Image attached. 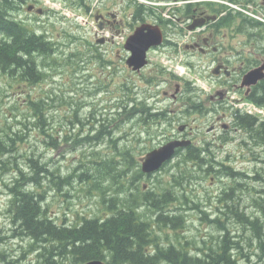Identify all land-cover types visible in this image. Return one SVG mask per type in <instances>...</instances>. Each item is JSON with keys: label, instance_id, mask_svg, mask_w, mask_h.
<instances>
[{"label": "trees", "instance_id": "16d2710c", "mask_svg": "<svg viewBox=\"0 0 264 264\" xmlns=\"http://www.w3.org/2000/svg\"><path fill=\"white\" fill-rule=\"evenodd\" d=\"M15 4L17 0H0V75L10 78L19 72L20 78L38 81L40 76L43 79L46 75L40 74L36 55L40 53L47 59L50 57V48L48 44L45 42L42 44L39 38L23 28L17 22V18L11 21L9 15ZM247 100L264 109V80L252 90ZM31 105L33 118H30V114L24 115V120L19 123L21 131H27L31 127L39 129L37 124L42 123L44 119L40 115L41 111L45 109L48 112L39 101L35 103L27 101V107ZM139 107L145 109L143 104ZM33 119L35 122H32ZM114 119L115 117L101 120L93 118L95 124L90 129V136L79 137L82 134L77 133L78 137L74 139V143L77 142L78 146L84 147L83 145L100 146L101 143L106 142L110 146L106 149L107 152H111L112 149L116 151V146L112 144L118 131L117 121ZM78 123L75 125L78 132L80 129L83 131L84 124ZM234 124L244 131L245 137L241 138V145H245L247 141L253 146H258L262 151L261 161L264 163V122L258 121L256 117L236 112ZM95 128L97 129L93 135L91 133ZM10 134L7 133L4 138H0V173L5 174L12 169L16 174L11 185H6L5 188L3 183L4 192L7 191L10 198L12 196L8 211L11 213V220L17 224L18 231L30 241L31 245L26 247V251L36 257L40 262L38 264H85L91 261H101L104 264H241L236 262L238 254L244 259L264 257V223L260 217L263 216L264 219V177L261 173H255L256 176L252 180L259 184V188L254 184L252 188L249 187L247 183V180H250L249 175L236 171L232 165L215 161L216 157L212 151L209 152L208 145L203 148H187L188 151L185 150L181 155L176 156L171 176L166 175L169 179L166 181L167 188L164 186L165 191L160 194L162 189L159 188L155 193L141 191L138 185L136 188V184L142 179L141 170L127 154L124 153L122 157L124 163H122L118 160L117 154L110 157L107 153L100 152L99 156L102 157L100 162L91 161L92 166L84 169L85 172L79 175V179L87 177L89 185L99 187L101 182L108 181V187L113 190L114 196L107 200L108 205L104 208L107 214L104 215L102 210L100 214L79 217L72 227L56 225L47 216L44 205L40 202L41 197L27 191L30 188V180L36 182V176L45 173L36 159L27 158V166L30 169L28 175L16 164L7 167V161L4 159L18 152L17 144L22 140L20 138L15 147L6 148L4 139ZM53 142L54 140H51V144ZM51 147H55V144ZM7 150L8 154H6ZM205 155L207 158L204 157ZM93 156L97 154L93 153ZM8 168L9 170H6ZM129 168L135 171L132 172L134 177L129 180V184L132 186L136 184L133 188L126 189L124 185L128 180L119 181ZM208 175L215 178L224 177L229 182L221 193L222 206L215 209L220 213L219 216L209 220L218 236L211 235L208 239L197 242L186 239L187 243L184 244L181 241L187 230L185 217L178 213L176 206L171 207V205L176 203L178 196L180 206L183 201L187 203V198L183 195L186 190L185 185L189 183L191 185L197 178L203 180ZM183 179L188 182L185 183L183 191L181 189L177 197L171 196L173 188L182 186L179 181ZM119 188L123 195L119 194ZM106 190L101 188L104 199ZM246 192L252 206L259 214L253 215L241 207L237 195L240 193L246 196ZM122 196L124 198H121ZM191 203L195 209H201L196 203L192 201ZM255 210H252L253 213ZM199 211L203 216L202 219L207 217L204 210ZM229 221H233L235 228L240 231L235 237L229 235L231 230L227 225ZM172 234L175 236L174 239H171ZM245 235L249 237L246 238ZM11 237L15 240L22 239L13 231ZM244 242L250 250L249 253L243 246ZM13 253L15 251L11 254ZM249 263L250 261L246 262Z\"/></svg>", "mask_w": 264, "mask_h": 264}, {"label": "rangeland", "instance_id": "374dc122", "mask_svg": "<svg viewBox=\"0 0 264 264\" xmlns=\"http://www.w3.org/2000/svg\"><path fill=\"white\" fill-rule=\"evenodd\" d=\"M86 1L87 4H89L90 9H93V7L98 4L99 0ZM28 2H30V0H28ZM37 2L38 5H41L42 2H44L46 10L50 12L49 14L55 16V20H51L47 24L45 31L48 34V37H50L51 40L59 42L61 47L58 50V53L55 52L53 57L47 59L46 57H41V61L43 62L41 69L46 71L47 77L43 78L37 89H32L30 85L25 83L10 81L9 78L7 79L0 75V138H4L7 133H11L4 139V145H6V148L15 147L18 140L22 138L19 149L25 148V151H31L33 148L26 149L27 147L25 146L27 143H32V140L36 138L37 135H35L36 133L33 129L28 134H23L19 126L20 121L24 120V114L27 112V101H31L33 103V100L37 99L45 108V104L47 106L50 105L47 112L48 119L44 118L42 123L39 122V125H41L43 129H48L51 126L55 127L53 129V131H55L54 133H61L57 139L60 143L59 145L56 144V147L46 154H40V151H35L34 155L30 157L33 160L36 159L38 161V164L44 168L45 173L38 174L36 176V182H32L30 180V188L27 191L33 192L41 197L40 202L43 203L48 217L53 215H56V219L66 217L68 222H66L65 226H73L76 224L74 221L79 217H87L93 212L98 214L99 210L102 209L103 212H105L104 207L108 205V203L102 204L101 202L100 197H103L101 194V188L107 189L104 196L106 200L113 197L114 192L110 189V187H108V181L101 182L100 188L99 186H94L91 183L90 184L92 186L89 185L87 183L89 178L87 177L82 180L79 179V175L85 172L84 169L91 166V159L100 162L102 157L101 155L93 156L91 154L94 146L83 145L84 147H80L77 142L74 143V140H68L69 136L77 134L78 129H68L70 126L68 125L67 120H63V116L68 115L67 112L54 113L51 112V108L55 109L61 106L64 110L69 108L70 104L71 109L68 110L74 116V120L72 118L71 127H76L75 125L79 124L78 122L84 124L85 126V123L89 121V114L94 108L88 107V105L82 106L80 104L90 102L99 105V103L107 104L108 102L113 101V103H115L119 108L117 100L118 96L123 93V88L121 89L123 85L124 88L132 86V84L144 86L146 82L141 78L134 76L127 77V75H125L124 81L121 79L122 75L118 70L119 61L116 57L117 47L115 44L104 46L96 43V38L93 37L96 24L91 21L88 7L84 8L83 6H80L78 0H32L31 4L37 7ZM112 2H114V0H112ZM34 13L35 12L29 13L28 11L25 13L24 11L23 15H20V17H24L28 20L27 18L34 17ZM90 45L95 46L102 52L108 53L107 56H104V58L110 61L112 60L110 66L100 67V64L97 61L94 62L90 58L87 51L88 46ZM75 53L78 55H71ZM151 58L155 62L154 66L156 68V71L150 76L151 81L155 82L163 77L171 78L169 74L163 71V69H166L167 72L173 76L188 80L198 90H213L211 80L208 81L202 76L196 75L199 68L194 70V68H189L186 65L169 61L168 58L166 59L163 56L152 55ZM38 69L40 70V68ZM91 82L97 83L98 85L104 84L107 90L103 92V94L96 93L95 95L94 89H92L93 84L91 85ZM62 93H64V96L60 95ZM54 94L60 96L54 97ZM92 94L94 95L92 96ZM101 100L103 102H101ZM167 105H171V102H168ZM99 107L102 106L99 105ZM40 108H42V106ZM174 108L175 106L172 105L171 107H160L159 109L168 113L169 110H173ZM52 115L55 117L52 118ZM114 117L115 121H119L120 119L125 120L127 118V114L125 113L124 116L119 113L115 114ZM174 118L176 121H181L182 123L180 124L186 123L189 124V126L193 125L192 123L195 125L203 123V131L207 129L209 123L211 122L207 121V119L206 122H204L205 118L202 120L201 117L197 119L196 113L194 112L188 114L184 119L180 114L178 117ZM193 119H196V121L193 122ZM170 124L171 121H165L164 124L154 127L153 129L157 131H164L166 136H168L167 134L171 135L178 127L177 124L175 125V128L172 129ZM7 125H10V127L8 128ZM154 125H159V122H155ZM62 126H64V128ZM132 127L133 126L131 125L126 129L130 130ZM64 130L67 132L71 130V133L63 135L65 133ZM84 131L85 134L79 137L88 138L86 127ZM159 135L160 134L158 133L155 135L156 138H159V141L156 144L155 142L154 144H151V142H144V144H140L139 147H135L134 153L136 156L138 155L136 160L137 162L139 161L138 157L144 156L146 152H149L153 148H157V146L160 147L166 142L165 140L168 141L167 138L163 141ZM151 136L154 137V134ZM242 137L243 134L239 133L236 135V139L233 143H229L224 146L216 144L217 146L214 148L215 151H212V154L216 157L215 161L232 165L236 171L244 172L249 175L250 180H247V183L250 185L249 187L252 188L254 184L255 187L259 188V184L257 182L254 183L252 180V178L256 176L255 173H261V176L264 177V166L257 160L259 158L258 147H256V151H253L252 154L250 150L239 144ZM146 138L147 137L144 139ZM203 138L197 135L194 145L198 148H203ZM205 139L206 141L211 140L209 136ZM69 141H71L70 144ZM72 143L74 145H71ZM68 147L69 149L71 148V150L66 151L68 150ZM74 147H77V152L74 151ZM95 147L99 149L100 152L103 151L105 154L107 153L110 157L115 154L114 150L107 152L106 149L109 148L108 144L104 145L101 143L100 146ZM65 152L71 154V161L73 164L69 165L68 160L70 157H65L64 159L66 160V164L63 163L60 165V158L63 159V153ZM73 153L76 154L74 155ZM6 154H8V150ZM65 156H67V154H65ZM103 157H106V155H103ZM18 159L21 160L18 155H8L6 159L7 167H13L14 164H16L18 168H21L22 165L18 163ZM174 161L175 159L171 164H173ZM167 167L165 169H161L150 179L143 181L140 186L145 184V189L149 188L150 190L155 191L157 190L156 188H159L162 189L159 194L163 193L165 191L164 186L167 188L166 181L169 180L166 175L171 176L170 167ZM9 168L6 170H9ZM9 171L6 174H9ZM25 173H29L27 166ZM1 174H3V172L0 173V185H2V187H0V264H38L40 262L37 261L36 257L32 254H28L24 259H20L23 253L27 252L26 247L30 246L31 243L27 240V238L21 235L20 231H18V226L13 222V220H11V213L8 211V208L11 207V205L9 202L7 207L8 199L3 192L6 185H11L12 179L10 178L12 176L8 175L5 180L1 179ZM99 174H97V176H99ZM133 177V173L128 169L125 171L124 177L120 179L119 182H122L123 180L129 181ZM182 181L184 183H182ZM179 182H181L182 186L177 188L175 187V189L173 188L171 194L173 197H177L180 194L181 189L183 191L185 183H188L185 179L180 180ZM228 184L229 182H227V179H216L215 177H212V175H208L204 177L203 180L197 178L192 181L191 185L190 183L185 185L186 190L183 195L187 198V200L184 198L187 203L183 201L180 206L178 196L176 203L171 205V207L176 206L178 208V213L183 214V217H185L187 230L183 235V241L181 242L185 244L187 243L185 242L186 239L195 240L197 242V240H206L211 235L215 237L218 236L215 229L202 219L203 216L199 210H204L208 215V218L214 217L215 214H217L215 207H220L217 201V196L224 191L223 189L227 187ZM237 197L240 200L241 206L248 213H252L253 215L259 214V212L254 209L255 207L251 206L247 192L246 197L240 195V193H238ZM10 200H12V196ZM191 201L200 206L201 209H195ZM5 208L7 209L5 210ZM252 210H255V213H253ZM260 217L262 218L261 221L264 223L263 216ZM58 223L61 224L59 221ZM227 225L231 229L229 231L230 236L235 237L239 234L240 231L235 228L233 221H229ZM11 231L17 233L22 239H13L11 237ZM245 237L248 238L249 236L245 235ZM174 238L175 236L172 234L171 239ZM179 238L180 236L177 237V239ZM245 245L246 243L244 242L243 246L248 249ZM14 251H18L19 253L11 254ZM234 254H236V252ZM238 258L246 262L254 260L257 264V261L253 257L244 259V257H241L238 254ZM233 259L236 260L235 258Z\"/></svg>", "mask_w": 264, "mask_h": 264}, {"label": "flooded vegetation", "instance_id": "af4514ba", "mask_svg": "<svg viewBox=\"0 0 264 264\" xmlns=\"http://www.w3.org/2000/svg\"><path fill=\"white\" fill-rule=\"evenodd\" d=\"M78 1L80 6L88 7L91 21L96 24L93 32L96 43L116 45L121 79L124 81L125 75L134 76L149 84L150 94L144 99L136 98L138 107L143 104L145 109L159 110L160 107L175 106L168 114H172L171 128L177 124L178 127L168 136L161 131L163 141L166 138L168 141L186 138L195 146L201 124L189 126L174 118L180 114L184 119L194 109L199 113H196L197 119L201 117L202 120L205 118L204 122L206 119L211 121L205 134L212 135L213 139H202L209 145L217 146L214 143L216 139L223 142L225 138H235L237 134L244 133L234 126V117L239 111V103L247 100L252 91V87L248 90L241 85L242 80L264 64V0H99L93 9L86 0ZM36 4L37 7L26 2L25 11L35 12L32 28L38 26L44 31L55 16L49 14L44 2ZM23 8L24 1L17 0L11 9L14 12L9 15L11 21L18 18ZM154 27L159 31L155 30L161 43L149 47L145 67L134 71L126 63L130 52L125 50V44L136 30L141 32L142 29L140 42L145 45ZM152 55L163 56L194 70L199 68L196 75L211 80L213 90H198L188 80L175 77L166 69L163 71L171 78L151 81L150 76L156 71ZM147 97H152L153 102ZM123 98L122 94L118 96L119 108ZM168 102L171 105H167ZM121 115L125 116L124 113ZM143 124L151 125L148 120ZM181 153L178 152L179 155Z\"/></svg>", "mask_w": 264, "mask_h": 264}, {"label": "bare ground", "instance_id": "6f19581e", "mask_svg": "<svg viewBox=\"0 0 264 264\" xmlns=\"http://www.w3.org/2000/svg\"><path fill=\"white\" fill-rule=\"evenodd\" d=\"M26 2H27V0H24V8L19 11L18 16H17L18 17L17 18V22L20 23L21 26L23 28H25L30 34H32L33 36L41 39L43 42H45L46 44L49 45V48L51 49L49 51L50 52V57L49 58H51V57L54 56L55 52L58 53V50L61 47L60 46V43L57 42V41L51 40V38L48 37V34L46 33V31L45 30L42 31L38 26H35L34 28H32V23H31L32 18H27L28 20H26L24 17H20V15H23V13L25 11V7L27 8ZM11 12H14V11L12 10ZM25 13H26V11H25ZM20 20H23V22H21ZM34 22H35V20H34ZM87 51H88V54L90 55V58L94 62L97 61L100 64L99 65L100 67L110 66V64L112 63V60L110 61V60H107V59L104 58V56H107L108 53L107 52L100 51L95 46H92V45L88 46ZM37 55H39L40 74H45L46 77H47L46 71H43L41 69V65H42L41 57H42V55L40 53L37 54ZM37 55H36V60H38L37 59ZM71 55L76 56L78 54L75 53V54H71ZM116 57H117V52H116ZM117 60H118V58H117ZM18 73L19 72H17L16 74H14L15 76L10 77L9 80L10 81H23V82H25L27 84H30V86H31L32 89H37L38 86L40 85V83L43 80L41 78V76H40L39 77L40 80H38V81H33V80H30L29 81L28 78L27 79H25V77L20 78V76H18ZM92 84H93L92 89H94V94L95 95H96V93L103 94V92H105L107 90V88L105 87L104 84L103 85H98L97 83H92L91 82V85ZM148 86H149V84L145 83L144 86L133 85V86H129V87L124 88L123 91H122L123 92L122 95H123L124 98L122 99V103H121L120 108H118L117 106H115L116 104L115 103H112V102H108L107 104L106 103L105 104L99 103V105H101L102 107H99V105H96V104H93V103H90V102H88V103L86 102L85 104H80L82 106L83 105H88V107H93L94 108L92 110V112L89 114V121H87V123H85V126H84V128L86 127V129H87V135H88L87 137L90 136V129H91L92 125L95 124V122H93V118H95L96 120H98V119L101 120V119H108L109 117L112 118V117L115 116L116 113H124V114L126 113L127 114V118L125 120H121L120 119L119 121H117L116 125L118 127V131L116 133L117 135L114 138L115 141H113L112 144L116 146V151L114 153L117 154V158H118L119 161L121 160V162L124 163L122 157H124V153H125V154H127V156L130 159H132L133 162H135V164H136L137 167H141V166L136 161L138 155L136 156L135 153H134L135 147H139V145L140 144H144V142H151V144H154V142H155V144H156L159 141V138H156L155 135H157V133H158V134H160L159 136H161L162 132H161V130H158L157 131V130H154L153 128L154 127H157V126H160L161 124H164L165 121L166 122H169L170 119H171L170 115L168 113H166L164 110H161V109H159V110L158 109L157 110L156 109H150L149 110V109H142V108L138 107V105H137L138 100L136 98L139 97V98L144 99L146 96H148L150 94L149 91H148L149 90V87ZM89 88L91 89L90 86H89ZM63 94L64 93H62L60 95H63ZM94 94H92V96ZM60 95L54 94L53 96L56 97V96H60ZM147 99H149L150 101L153 102V98L152 97H147ZM35 101H38V100L37 99L36 100H33V103H35ZM101 102H103V101L101 100ZM45 106H46V109H48L49 106H47L46 104H45ZM88 107H85V108H88ZM32 109H33V107L31 105V106H29V108H27V112L25 113V114H30V118H33V112L31 111ZM68 109H71V105L70 104H69V108L64 109V110L61 108V106L58 107V108H55V109H52L51 108V110H52L51 112H54V113L67 112L68 115L67 116H63V120L64 121H65V119L67 120L68 125L70 126V127H68V129H70V128L71 129H74L76 127H71V125H72V118L74 120V116H73L72 113L69 112ZM196 111L197 110L194 109V113H197ZM130 112H133V113H130ZM191 113H193V111ZM197 114H199V113H197ZM40 115L44 116L45 119H48V113L46 111V115H45V109H43L41 111ZM54 117L55 116L52 115V118H54ZM146 120H148L151 123V125H144L143 123ZM135 121H137L139 124L136 123ZM32 122H35V121L33 120ZM155 122H159V125H154ZM202 124L199 125L200 126V131H201L199 136H201L202 138L203 137L206 138V137L209 136L211 138V140H212L213 139V136L210 135V134H205V132H206L207 129L205 131H203ZM131 125L133 127L130 128V130H127L126 128L129 127V126H131ZM37 126H38L39 129H34L33 127H31L27 131H25V130L22 131L23 134H28L33 129V131H35V133H36L35 135H37L36 138H34L32 140V143H27V145L25 146V147H27L26 149L33 148L31 151H25V148L24 149H22V148L19 149L20 143L17 144L16 150L18 152L15 153V156L18 155L20 157V159H21V160L18 159V163H20L22 165V167L21 166L20 167H21V169H23V173H25V169H26V166H27V158L28 159H32L30 157L32 155H34L35 151H38V152L40 151V154L41 153L46 154L47 152H49L50 150H52L54 148V147H51L52 145L55 144V147H56V144L59 145V143H60L59 140H57V139H58V137L60 136L61 133H59V132L54 133L55 131H53V129L55 127H52L51 126L48 129H43L41 127V125L37 124ZM62 127L64 128V126H62ZM97 128H95V130L91 134L94 135ZM140 129H141V131H140ZM64 131H65V133L63 135H65L67 133H71V130L69 132H67L66 130H64ZM40 133H42V134H40ZM77 133H81L82 135H84L85 134V131L84 130L82 131L80 129L79 132L77 130ZM152 134H154V137L151 136ZM145 137H147L146 138L147 140L144 139ZM75 138H76V135L75 134L73 136H70V139H72V140H74ZM161 138H162V136H161ZM226 139L227 138H225L224 140H226ZM235 139H236V137L235 138H232L231 137V138H229L228 141H225V142H224V140L222 142V141H218L216 139V141H214V143L217 144V145H226L224 143H227V144L233 143V141H235ZM51 140H54L53 144H51ZM70 142L71 141H69V144H70ZM103 144L106 145L107 143L104 142ZM239 144L241 145V142ZM71 145H74V144L72 143ZM190 147L195 148L196 146L188 145L185 148H179L176 151V154H178V152H182L183 153L185 150H187V148H190ZM243 147H245L246 149L250 150L251 153L253 154V151H256V147H258V146H253V145H251L250 143H248L246 141V144L243 145ZM76 148L77 147H74V151L75 152H77V149ZM117 148H119V149H117ZM111 149H112V147H111ZM207 149L209 150V152L210 151H215L213 148H210V147H208ZM69 150H71V148L69 149V147H68V150H66V151H69ZM99 152H100V150L97 149L94 146L93 152L91 154L93 155V153H96L97 156H98L99 155ZM260 153H262V151L258 147V154H259L258 156H259V158L257 160L260 161L259 163H261L264 166V163H262V161H261L262 158L260 157ZM65 154H67V156H65ZM73 154L75 155L76 153H73ZM206 156L207 155H205V158H207ZM65 157H68V158L70 157V159L68 160L69 161V165L70 164H73L72 161H71V154H68L67 152H65V153H63V159L60 158L61 159L60 165H62L63 163L66 164V160L64 159ZM6 159L7 158H5L4 160H6ZM91 161H93V159H91ZM171 163H172L171 160H168L166 163H164V169L169 164H171ZM225 164L226 165H229L227 163H225ZM173 165H174V163L171 164V165H169L167 168L170 167V170H171L172 167H173ZM28 170L30 172L29 167H28ZM129 170L131 172H133V173L135 172L131 168H129ZM8 175H11L12 176L10 179H12V181H13L16 174H15V171L14 170L10 169L9 174H6V173L5 174H1V179H5L6 180V178H7ZM141 175H142V179L140 180L139 184L138 183L137 184L135 183L136 184V188H137V185H138V187H139V189L141 191L155 193L157 190L156 191L155 190H150L149 188H146L145 189V184L140 186V184L143 181H145L146 179L147 180L150 179L149 176L146 175V174H142L141 173ZM221 178H224V177H221ZM216 179H219V178H216ZM12 181H11V183H12ZM135 181L137 182V179ZM135 184H134V186H135ZM134 186L130 185L129 184V181H127V183L124 185V187L126 189L133 188ZM125 192H126V194H129V193H127V191H125ZM3 193L7 196V199H8V202H9V200L11 198L8 196L7 191H5ZM119 194H122L123 195V193L120 191V188H119ZM144 194H146V193H144ZM221 197H223V195H221V194L219 196H217V201H218V204L220 206H222V203H223ZM244 197H246V196H244ZM121 198H124V197L122 196ZM100 199H101V202L102 203H107V200L104 199L103 197H100ZM8 202H7V205H8ZM250 203H251V206H252V202H250ZM216 208H218V206H216L215 209ZM6 209L7 208H5V210ZM102 210H99V212L102 211ZM100 213H98V214H100ZM92 214H97V213L96 212H93ZM105 214H107L106 211L104 212V215ZM219 214L220 213L215 214V216L212 217V218H210V217L208 218V215H207V217H205L203 220H205L209 225H211V223L209 222V220L216 219L219 216ZM104 215H103V217H104ZM89 216H87V217H89ZM82 217H86V216H82ZM50 218L55 222L56 225H59V226H65L66 225V222H68L67 219H66V217L57 218L56 219V215H53V216H50ZM76 220L74 222H76ZM58 221L61 222V224H59ZM70 221H72V220H70ZM73 226H75V225H73ZM249 251L250 250L248 249L247 252L249 253ZM15 253L18 254L19 252L18 251H15ZM28 254H30V253H28V252L23 253V255L21 256V258L24 259L26 257V255H28ZM253 258H255V260L257 261V264H264V257L263 256H256V257H253ZM236 259H237L236 260L237 263L246 264V261L240 260V258L238 259V256L236 257ZM252 261H250L249 264H256L254 262V260H252Z\"/></svg>", "mask_w": 264, "mask_h": 264}, {"label": "water", "instance_id": "95a60500", "mask_svg": "<svg viewBox=\"0 0 264 264\" xmlns=\"http://www.w3.org/2000/svg\"><path fill=\"white\" fill-rule=\"evenodd\" d=\"M155 30L158 31V29L154 27V29L150 32L151 38L145 45L140 42L142 29L141 32L140 29L136 30L134 35L128 39L125 49L128 50L131 55L127 60V65L132 67L133 70H139L146 64V51L149 47L159 45L161 43L159 33L157 34ZM262 80H264V64L261 67L249 72L242 81V86L250 88ZM188 144V141H171L164 146L151 151L143 159L142 172L145 174H151L157 171L162 167V165H164V163L173 158L177 148H183ZM86 264L103 263L100 261H92Z\"/></svg>", "mask_w": 264, "mask_h": 264}]
</instances>
